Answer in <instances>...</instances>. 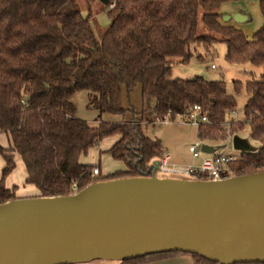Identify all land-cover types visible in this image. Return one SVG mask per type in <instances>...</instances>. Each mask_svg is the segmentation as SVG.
<instances>
[{
    "label": "trees",
    "instance_id": "trees-1",
    "mask_svg": "<svg viewBox=\"0 0 264 264\" xmlns=\"http://www.w3.org/2000/svg\"><path fill=\"white\" fill-rule=\"evenodd\" d=\"M226 0H108L106 27L93 26L95 0H0V144L4 160L0 176V203L19 198L16 185L6 186L17 153L25 167V182L34 196L70 194L104 179L146 176L150 161L163 153L159 139L144 135L142 123L173 119L199 104L208 122L197 127L198 139L218 143L248 127L256 151H241L236 174L264 169V21L247 38L240 28L219 20ZM112 3V6L109 4ZM264 18V0H259ZM225 44L229 63L262 67L258 79L244 83L247 98L243 119L228 122L234 96L222 79L201 76L170 78L174 59L187 62L191 46L209 50ZM201 58V55L198 54ZM139 87V110L120 103V91ZM234 90L240 82L233 81ZM87 92V107L98 111V124L75 115L71 96ZM103 113L120 120H101ZM118 135L107 149L125 168L102 177L90 174L95 165L79 162L80 154L103 137ZM185 252L170 251L120 260L138 264ZM197 264H218L196 254ZM233 264H264L240 262Z\"/></svg>",
    "mask_w": 264,
    "mask_h": 264
},
{
    "label": "water",
    "instance_id": "water-1",
    "mask_svg": "<svg viewBox=\"0 0 264 264\" xmlns=\"http://www.w3.org/2000/svg\"><path fill=\"white\" fill-rule=\"evenodd\" d=\"M232 145L251 151L236 134ZM201 150L213 146L202 143ZM170 251L218 264L264 262V169L220 180L116 177L72 194L0 203V264L120 261Z\"/></svg>",
    "mask_w": 264,
    "mask_h": 264
},
{
    "label": "rangeland",
    "instance_id": "rangeland-1",
    "mask_svg": "<svg viewBox=\"0 0 264 264\" xmlns=\"http://www.w3.org/2000/svg\"><path fill=\"white\" fill-rule=\"evenodd\" d=\"M105 4L100 0H95L92 5V18L94 20L93 26L96 29L104 28L109 22L108 15L105 11ZM260 10V9H259ZM254 21H252L253 23ZM192 56L187 62H180L177 59L171 64L170 78H192L194 76H201L208 80L222 79L225 82L226 89L231 93L236 101L234 111L228 115L226 124L232 119L233 121L243 119V105L247 98V94L244 90V83L251 78L258 79L262 72V67L253 66L249 63L233 64L225 61V44L222 42L215 43L209 50H205L201 45L191 46ZM200 54L201 58L197 55ZM213 64V67H211ZM239 81L241 86L238 91L234 90L233 81ZM71 100L75 104V115L81 119L86 120L89 124H98V111L94 108L87 107V92L84 90L77 91L71 96ZM120 103L124 107H132L135 110L140 109L141 99L139 87H135L129 94L125 93L124 89L120 91ZM101 120L116 121L120 120L118 115H111L103 113L100 116ZM142 129L144 135L151 139H159L163 151H169L172 158L182 163L199 162L200 158H191L187 147L189 144L200 140L196 136L197 128L193 124L182 119L180 115H176L173 119L165 121H156L154 123H142ZM238 136L244 138L251 146V151H256L259 142L250 138L248 134V127L244 126L243 129L237 132ZM233 136V135H232ZM232 136L227 133V137L219 141L218 143H210L207 141H201L202 143H209L213 146L211 152H201V156H210L217 151H222L226 154H232L238 156L241 151L237 150L232 145ZM118 138V135H110L103 137L96 145L88 148L86 153L80 154L78 157L79 162L83 164L95 165L100 168L99 174L94 176L102 177L103 173L113 172L124 166L123 162L119 159L113 158L107 149ZM0 144L7 146V137L4 133H0ZM14 168L5 177L4 184L11 186L17 185L15 194L17 196L33 194V190L37 193V189L29 183L24 181L25 167L17 153L13 155ZM4 166V160L0 155V176L1 169ZM94 167V166H93ZM160 174V173H159ZM162 175V174H160ZM106 264L113 260H105ZM105 261L94 260L93 264H105ZM82 264V263H74Z\"/></svg>",
    "mask_w": 264,
    "mask_h": 264
},
{
    "label": "built area",
    "instance_id": "built-area-1",
    "mask_svg": "<svg viewBox=\"0 0 264 264\" xmlns=\"http://www.w3.org/2000/svg\"><path fill=\"white\" fill-rule=\"evenodd\" d=\"M109 5L112 6V3ZM211 67H213V64H211ZM233 111L234 109L229 112V116ZM180 116L183 120L196 126V128L200 124L208 122V117L205 113H202L199 104H193ZM170 119L168 111L166 116H164V121ZM187 150L191 158H200L198 163L175 162L171 159L170 154L163 152L159 157L150 161V174L157 177H173L193 180H220L236 175L233 165L237 161L239 155L234 156L232 154H226L222 151H217L210 156H201V152L204 151L201 150L200 140L189 144ZM153 160H156L155 166H153ZM90 174L93 176L98 175L99 169L94 166L91 169ZM77 191L76 182H72L70 184V194Z\"/></svg>",
    "mask_w": 264,
    "mask_h": 264
},
{
    "label": "crops",
    "instance_id": "crops-1",
    "mask_svg": "<svg viewBox=\"0 0 264 264\" xmlns=\"http://www.w3.org/2000/svg\"><path fill=\"white\" fill-rule=\"evenodd\" d=\"M218 11L221 14L219 17V20L222 23H227V24L233 25L237 28H240L247 38H250L252 36V34L254 33V31L264 21L263 15L261 14V12L259 10V0H226L219 5ZM235 12H240V13L244 14L246 16V19L242 22H235L232 19H230L228 21H222V19H221L222 15H224V14L232 15ZM252 21H254V22L252 23ZM94 125H97V123H94ZM207 144H209V143H207ZM163 152H167L168 154H170L169 151H163ZM170 156H171V159L173 161L182 163L180 161L174 160L172 158L171 154H170ZM193 159H195V158H193ZM123 168H125V166L121 167L120 169H123ZM99 171H100V168H99ZM109 173H111V172L103 173V175H106ZM24 179H25V177H24ZM13 185H15V184H13ZM13 185H11V186H13ZM8 187H10V186H8ZM36 194L37 193H35V190H33V194L22 195V196H18V197H29V196H34ZM93 261L82 263V264H93L92 263ZM102 261H105V260H102ZM105 264H106V261H105ZM107 264H120V262L117 260H113L112 262H109ZM138 264H197V263L195 262L194 258L190 254L180 253V254L170 255L167 257L158 258L155 260L144 261V262H141Z\"/></svg>",
    "mask_w": 264,
    "mask_h": 264
}]
</instances>
